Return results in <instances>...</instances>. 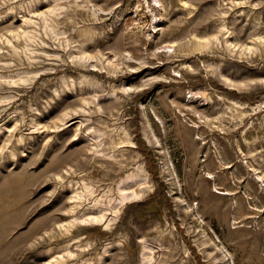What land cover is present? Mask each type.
I'll return each mask as SVG.
<instances>
[{
	"label": "rangeland",
	"instance_id": "1",
	"mask_svg": "<svg viewBox=\"0 0 264 264\" xmlns=\"http://www.w3.org/2000/svg\"><path fill=\"white\" fill-rule=\"evenodd\" d=\"M0 264H264V0H0Z\"/></svg>",
	"mask_w": 264,
	"mask_h": 264
}]
</instances>
